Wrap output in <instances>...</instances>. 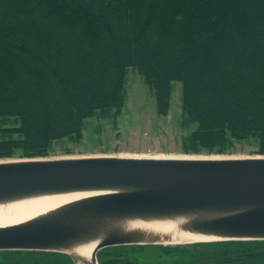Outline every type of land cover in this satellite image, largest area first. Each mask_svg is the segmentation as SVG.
<instances>
[{
    "label": "trees",
    "instance_id": "1",
    "mask_svg": "<svg viewBox=\"0 0 264 264\" xmlns=\"http://www.w3.org/2000/svg\"><path fill=\"white\" fill-rule=\"evenodd\" d=\"M130 65L159 115L172 81L182 82L183 120L197 124L183 152L223 154L254 138L264 154V0H0V118L18 120L0 127L10 134L0 158L48 155L54 139L81 138L85 118L119 114ZM234 241L208 259L255 247ZM115 249L100 250L98 263L120 264ZM38 252L30 264H75Z\"/></svg>",
    "mask_w": 264,
    "mask_h": 264
},
{
    "label": "water",
    "instance_id": "2",
    "mask_svg": "<svg viewBox=\"0 0 264 264\" xmlns=\"http://www.w3.org/2000/svg\"><path fill=\"white\" fill-rule=\"evenodd\" d=\"M181 155L0 160V198L46 190L100 192L44 216L0 226V250L61 251L77 264H97V251L107 246L171 243L165 241L167 234L123 228L113 219L217 207L235 210L180 228L218 240L264 239V155ZM97 237L90 261L72 251L82 240Z\"/></svg>",
    "mask_w": 264,
    "mask_h": 264
},
{
    "label": "rangeland",
    "instance_id": "3",
    "mask_svg": "<svg viewBox=\"0 0 264 264\" xmlns=\"http://www.w3.org/2000/svg\"><path fill=\"white\" fill-rule=\"evenodd\" d=\"M170 106L167 115L156 112L153 90L145 83L143 76L133 65L127 66L125 73V100L119 114L113 116L114 110L95 113L85 118L82 124V137L72 139L69 136L54 139L46 158L79 157L98 155H147V156H253L258 153L257 141L249 138L243 141L233 140L223 154L200 151L186 153L182 151V142L197 124L185 122L181 112L182 82L173 80ZM18 125L14 117L0 118V127ZM19 135L18 133H15ZM10 134L0 131V139ZM19 154L6 159H18ZM111 247V246H109ZM169 248V247H168ZM170 249H173L170 248ZM179 248L165 251L161 258L175 257ZM34 259H42L37 251H0V264H30Z\"/></svg>",
    "mask_w": 264,
    "mask_h": 264
},
{
    "label": "bare ground",
    "instance_id": "4",
    "mask_svg": "<svg viewBox=\"0 0 264 264\" xmlns=\"http://www.w3.org/2000/svg\"><path fill=\"white\" fill-rule=\"evenodd\" d=\"M147 156V155H136ZM150 156V155H149ZM175 156V155H174ZM183 155H179L181 157ZM215 156V155H211ZM222 157L221 155H217ZM98 189L86 190H46L33 191L27 194H15L11 197L0 198V226L16 224L44 216L66 204L72 203L86 197L99 194ZM234 208H200L173 212L165 214L143 215L141 217H125L113 219L115 223L123 228H138L151 230L160 235H169L166 242L187 243L194 241L218 240L219 236L214 234H203L194 231L183 230L181 224L190 221H201L210 217L223 215L234 211ZM97 238L82 240L75 247L73 252L90 261L91 252L98 242ZM80 264H84L78 260Z\"/></svg>",
    "mask_w": 264,
    "mask_h": 264
},
{
    "label": "flooded vegetation",
    "instance_id": "5",
    "mask_svg": "<svg viewBox=\"0 0 264 264\" xmlns=\"http://www.w3.org/2000/svg\"><path fill=\"white\" fill-rule=\"evenodd\" d=\"M237 243H251L255 246L252 250L241 255H237L235 249L229 259L217 261L208 259V255L220 246V241L199 242L188 244H130L113 246L106 248L111 251L116 248L120 264H264V239L256 240H237ZM169 247V248H168ZM173 249H170L172 248ZM179 248L178 255L175 257H165V251Z\"/></svg>",
    "mask_w": 264,
    "mask_h": 264
}]
</instances>
